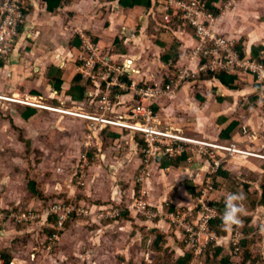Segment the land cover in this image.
I'll return each instance as SVG.
<instances>
[{"label": "crops", "instance_id": "obj_1", "mask_svg": "<svg viewBox=\"0 0 264 264\" xmlns=\"http://www.w3.org/2000/svg\"><path fill=\"white\" fill-rule=\"evenodd\" d=\"M26 2L23 13L24 22L19 27L16 43L11 48L8 60L0 64V95L7 98L12 97L11 99L54 107L76 106L77 104L73 103L72 91L75 78L81 75L77 70V62L82 34L90 35L114 59L122 63L127 62L132 65V69L137 70V72L140 71V73H136L137 75L134 74V77L138 78L135 81L136 84L141 85L146 84L147 80L151 84H153V81H160V75L155 73V71L153 79L152 77H146L143 73H149L152 64L155 68L159 64H161L160 67L162 68L168 65L161 57L162 53L167 50L171 51L172 46H176L179 51V56L175 59L177 61L176 66L180 68L189 64L190 52L196 45V37L192 30L185 26L171 30L161 24L165 17L164 5L166 1L161 2V0H158L156 2L157 6L155 5L151 9V7L144 5L128 7L124 4L125 0H66L60 6H56L57 1L55 0L51 1V6L55 8L54 10L49 8L50 4L46 0H26ZM216 18L217 30L220 28L223 36L233 39L237 46L242 48V53L245 56L251 55V52L254 53L252 49L258 50L260 56L261 53L264 55V0H239L234 8L232 7L226 12H220V16ZM150 28L155 30L158 36L157 39L154 38V42L151 39ZM162 42H165V44ZM148 47L158 57H152ZM160 70L163 69H159V72ZM239 77L243 78L242 80L246 78L248 81V83H244L242 89L238 88V86L226 85L215 74H211L191 80L177 92L159 96L153 102L149 100L141 101L133 89L125 91L122 95H124V99H127L128 104L131 103L132 105L135 102V107L139 104L144 107L152 105L155 111H158L157 115L159 117V122H154V126L160 124L164 130L179 133L177 128H184V124L190 121L191 127L193 126L198 132L192 131L194 134L183 132V136L218 139L220 134L217 135V133H221L222 129H226L228 122L233 120L236 122V127L231 132L232 139L229 141H235L239 144L244 142L246 144L245 147L248 148L257 143H259L258 146H263L261 139L252 143L247 141L246 136L239 133V128L244 124L250 129L259 130L261 128L264 130V109L262 108L264 105L263 99L260 98L263 91L262 86L253 76L238 75L237 78ZM133 79L131 75L130 80L132 81ZM143 79L147 80L142 81ZM82 81L83 86L90 82V80L86 81V78ZM234 81L235 83L233 84L235 86L238 79ZM93 88L89 91L91 98L96 92V89ZM91 93H93L92 96ZM0 103L12 105L13 113L15 114L16 110L19 120L28 121L38 114L48 115L47 119L49 121L43 124V132L38 134L41 137L40 140H51V136L44 131V128L53 130L59 125L55 122L57 114L21 104L5 101H0ZM88 103L90 104V102ZM156 106L157 108H155ZM29 107L34 109L35 113L30 119H25L23 115ZM173 116L184 121L179 126L176 125L175 131L167 126L173 124ZM215 130H217V133ZM118 131L122 133V129H118ZM128 137L132 141H130L132 149H128V144L124 150L118 149L117 146L122 142L121 138H118L116 143L110 138H107V141L106 139H100L97 148L101 151L99 156L105 157L107 160L117 158L118 166H126L127 169H124L123 172L126 171L127 175L140 170L144 157V150L140 147L141 134L134 132L131 135L128 134ZM79 144L81 145V143ZM116 152H119V155L115 156ZM58 154L61 155V152H58ZM73 155L72 149L65 153L66 159ZM159 157L161 158L159 162L162 167V173L157 171L153 163V159L155 158L156 160ZM153 159L148 166L147 177L150 181L148 190L150 198H152L151 201L160 204L164 203L166 198L169 199L172 192V177L175 176L174 174L177 172L175 170L178 168H173L171 165L165 168L166 157L164 159V157L158 155L153 157ZM171 168L174 171L168 170ZM109 170V176L106 175L103 180L96 177L94 179V184L96 185L92 186L101 189L107 184L113 185L114 191L118 185L125 188L127 186L126 183H118L119 177L115 169L110 168ZM93 171L96 172L97 169L90 168L89 170L92 181L95 175ZM117 171L121 172V169H117ZM59 172L58 176H61V174L65 173V170L61 168ZM72 174H74L72 178H75L77 171H72ZM62 177L68 176L64 174ZM122 180L129 183L130 195L132 196L134 194L133 191L137 190V183L133 179L129 180L128 178L125 179V177ZM198 181L197 178L196 183ZM72 183L75 185L74 181ZM88 183L91 182L89 181ZM66 186L61 183L56 184L53 191L54 194L58 196L61 194L66 196L70 194L69 197L74 196L73 192H77V186L75 185L76 187H74L72 184L68 186L69 188H66ZM77 190L81 191V188L78 187ZM90 194L97 196L92 192ZM116 195L114 194L112 200L118 204L127 202L126 200L130 199V196H122L123 194L120 197ZM31 196L32 198L35 197L33 194ZM123 221H104L103 223L102 221L85 219L71 221L68 223L63 235H61L63 238L58 242L59 244H57L53 254L52 259L59 257V260H52L51 264H94L96 260L98 262L103 261L102 258L104 257L98 252L102 249V243L97 242L103 234L101 232L102 228H111L112 230L113 226H120ZM166 224L167 227H170L167 221L161 222L164 227ZM0 225L1 227L6 226L7 222L0 223ZM21 229L16 228V231L19 232ZM31 234H34V232ZM35 235L38 238L39 235ZM19 238L14 241H18ZM21 244H24V246L19 248ZM91 247L92 250L90 249ZM79 248H83V251H78ZM22 249H26V242L18 244L14 249V253H16L13 255L14 257L12 256V260L16 264H23L21 261L23 255L20 254ZM96 254L99 255L97 256ZM30 258L31 260L25 263L32 264V261H34L36 264H42L37 261L38 259H36L35 255H31Z\"/></svg>", "mask_w": 264, "mask_h": 264}, {"label": "rangeland", "instance_id": "obj_2", "mask_svg": "<svg viewBox=\"0 0 264 264\" xmlns=\"http://www.w3.org/2000/svg\"><path fill=\"white\" fill-rule=\"evenodd\" d=\"M167 1L169 0H166V2ZM237 1L239 0H236V3ZM161 2L165 1L161 0ZM221 32L222 30L218 28L219 36L222 35ZM150 35L153 42L155 41L154 38H158L155 30L151 29ZM162 43L165 44V42ZM118 45L120 46V44ZM148 50L152 57L157 56L156 53L153 54L151 52L150 47H148ZM170 50L171 51L167 50L166 52L162 53V56H160L164 58L167 55H175V53L178 52L176 46H172V49ZM252 51L255 50L252 49ZM261 56L260 57L264 59V55H262V53ZM249 57L254 58V54H252L251 52V55H249ZM165 62L170 63L167 61ZM160 66L161 64H159L155 68L152 64L150 72H145L143 74L146 77H152L153 79L155 77V71V73H157L158 75L166 77V74L168 75V73L171 71L172 66L167 65L164 68ZM159 69H163L160 70L162 71L161 74L159 72ZM229 77L233 78L234 80L238 79L235 86L234 84H231L232 87L238 86V88L242 89L244 83H248L246 78L242 80L243 78H237V75L235 74H232ZM233 83H235V81H233ZM262 90L263 91L261 95L264 96V84L262 85ZM92 94L93 93H91V96ZM2 97L7 98L6 96ZM129 97L130 99H132L131 96ZM121 102L122 103L118 106L116 105V107L114 104V112L109 115L114 116L115 114H118L119 116H123L125 121H129L132 119V113L128 112L127 109L129 108L130 110L131 108L124 107H126L127 105L134 106V104L136 103L134 102L132 105L131 103L128 104L127 99H124L123 97ZM32 103L39 104L35 102ZM4 104L5 103H0V210L4 209L3 214H9V219H7L6 226L1 227L2 224L0 225V248H6L13 256L16 253H14L15 247L20 243L26 242V249H22L20 253L23 255L21 259L23 264H29L28 262H25L31 260V255H35L36 259H38L37 261L42 264H51L52 260H59V257H54V259H52L54 256L53 254L56 250L54 248V245L52 250L43 249V247L41 246V243H43V241L45 240V238L42 236V233L44 232V229L42 230V228H48L52 226L51 223L48 222V217L42 216V219H39L37 221L32 220L30 224H27L24 220L20 221L18 217L17 219L14 216H16V214L19 212L26 213L28 211L34 210L42 212L46 210L44 209V207H48L49 209L54 203L57 202L66 203L67 196L64 194H61L59 196L57 194H54V187H56V184L60 183L63 185H67L66 188H69L68 186L71 184L76 187L72 183L74 181V183L77 184L76 178H72V176L74 175L72 174V171H78V169H80L79 166L82 164H85L86 166L90 165L91 158L88 152H85V150L86 148H89L88 145L90 144V147L93 146L95 148H98L99 140L104 139L105 136L102 133L104 131L102 130L104 127H99V129L95 130L94 134L96 136L95 138H93L92 133L88 130V128L92 126V122L71 115L66 116L57 114V119L55 122L59 125L56 126V128H54L53 130L50 128H44V131H46V133L51 136V140L47 139L46 141H44L40 140L41 137L38 133L43 132V124L49 121L47 119L48 115L38 114L37 116H33L28 121L19 120L16 115V110L15 114L13 113V106ZM62 107L71 109L73 111H84L82 107L85 108V111H93L92 108H98V106H96L95 104L91 105L88 102L87 104L83 105H64ZM262 108L264 109V106ZM172 121L173 124H169L167 126H169L170 129L174 131L176 129V125L179 126L180 123L184 122L183 119L177 118L175 116H173ZM232 121L228 122V126ZM244 127L248 130V132H250V134H245V132L243 131ZM239 129H241L239 132L241 133L240 135L246 136L247 141H251L252 143H254L255 141H258V139H261L264 144L263 129L260 128L259 130H250V128H248V126H246L245 124L241 125ZM177 130L180 135H183V132L194 134V132L192 131H197L193 126L191 127L190 121L184 124V128H177ZM112 131L114 132V130ZM215 132L217 133V130H215ZM128 134L131 135L132 133L125 130L121 133L122 142L119 146H117L118 149L124 150L127 144L128 149L133 148L130 144L131 140L129 139ZM218 134L220 133H217V135ZM107 138L108 137H106V139ZM85 139L87 140V143H85L83 147V141ZM26 140H29L30 144L26 145ZM172 140L176 139H163L164 144L162 145V147L167 146V144H169L170 146L175 145V142H173ZM206 141L213 144H223L224 140L220 135L218 139L213 138L209 140L207 139ZM79 143H81V145ZM258 144L259 143L254 144L253 146H249L248 148L245 147L246 144L244 142H242L241 144L236 142L235 148L242 150L248 149V151H257L260 153H264V145L258 146ZM198 145L201 147H208V145L206 144L202 145L199 143ZM28 146L30 147V150H32L30 153H28L27 150ZM141 148L143 149L142 146ZM69 149H72L74 155L66 159L65 153ZM218 149L221 156L220 158L212 152H209V154L207 153L201 155L197 152L198 156L196 157V155H194L191 151H187L185 153H176L175 156H171L173 159H178L183 155H187V160L184 161L187 163H181L180 165H175L174 163L171 164L173 168H178L175 170L177 171L176 174H174L175 176L172 177V192L169 199L166 198L165 202L160 204L158 202L154 203L151 201L152 198H150L149 190L145 188V186L150 182L149 178L146 181V178L139 177V170H136L135 173H130L127 175L126 171L123 172L124 169H127L126 166H118L119 163L117 158L107 160L105 157H102L101 160L98 161V163L91 165V168L97 169L96 172L93 171L96 175L93 176L94 178L92 177L93 181L91 183H87L85 181V183L91 186L87 185L86 187H84V189H82V191L77 190L79 186L76 187L77 192H73L74 197H77L79 193L89 194L90 192H92L97 195H93V199H95V201L110 202L112 201L114 194H117V197H120L121 194H123L122 196H130V199H127V202L124 203L125 206L131 205V209L134 213L135 218L133 220L125 219L122 223H120V226H113L112 230L111 228H102L103 230L101 232L103 234L100 236L97 242L102 243V249L98 252L101 253V256L104 258H102L103 261L99 262L101 264H179V260L182 259L184 255H188L187 251L194 250V258L191 259L190 264H207L204 259H201V254L203 248L213 241L216 245L223 246L224 248L222 254L217 258L218 262L221 259L223 260L229 257L228 262L226 261V263L224 264H264V207L259 206L254 208L255 205H253L252 201V199H257V201L260 200V193L258 191L261 190V186L264 183V159L261 160L256 156L251 157V155L248 156L245 152L233 151L234 148L227 150L219 147ZM58 152H61V155L58 154ZM182 153L184 154L180 156ZM83 155H85V158L84 161L81 162ZM117 155H119V152H116L115 156ZM165 157L168 161V156ZM160 159V157L156 158V160L154 158L153 163L157 168V171L162 173V167L159 162ZM216 160L220 162V166H216V164L214 163L216 162ZM142 165L143 163L141 164V166ZM116 166L118 167L116 168ZM221 166H224V168L229 171L230 178L225 179L221 178L220 176L218 178L215 177V175L217 176L218 170ZM61 168L65 170L64 174H66V176L68 177H62L64 174L58 176L60 174L59 171L61 170ZM110 168L115 169L117 176L119 177L118 183H126L127 186L123 188L118 185V187H115V191L113 185L107 184L104 188L101 189L96 188V186H92L96 185L94 184V179H96V177H99L103 180L106 175L109 176L108 171H110ZM117 169H121V172L117 171ZM168 170L174 171L172 170V168ZM166 171L165 173L168 172ZM90 174L91 173L89 172V176ZM123 177H125V179L128 178L129 180L133 179L138 185L137 190L133 191L134 194L132 196L130 195L129 183L127 181H123ZM197 178L199 181L196 183ZM30 179H37L38 184H40L39 189H41V195L33 194L35 197L32 198L31 194L33 192H31L29 186ZM88 180L90 181V179H87V181ZM216 183L219 184V188L216 186ZM245 183L248 184L246 185L248 187L247 189L245 186H243V184ZM233 188H236L235 191H232ZM198 189L202 191L200 194L196 195L195 191ZM229 193L242 194L241 199L233 201V203H236L238 205L239 211L236 214L237 219L235 221H224L220 225V230L222 229L224 234L219 235L214 229H212L210 222L208 224L205 223V219H203V216L207 213V208H209L212 211L213 219L219 217L221 218L226 209V197ZM45 195L47 196L45 197ZM250 196H252V198ZM219 200L220 204L224 202L225 205L220 206L221 210L220 207L216 208V206L214 207L212 205L213 202ZM171 203L176 204L179 211L187 214V218L192 214L194 215V213L198 215L195 219L196 224L192 221H188V228H186L185 226H181L187 231V234L179 230V228L176 226L171 228V223L174 221V219L177 224L181 225V223L177 222L180 219L178 217H174L171 223L169 220L168 225L170 227H167V224L165 227L161 225V222H166L167 220L165 216H163L162 220L160 219L159 216L161 214V211L168 214L172 213V211L169 210ZM199 203L201 206L202 204L205 206H202L201 209L198 207ZM139 205L143 208L148 206L149 208L147 207V209L152 214H147L144 216V214L140 212ZM112 206L113 207L110 208V210L113 209L114 211L116 208L114 205ZM158 211L160 214L157 213ZM138 214L140 215L141 219H145L146 221L138 219ZM156 214H159V216L157 218H153L156 217ZM183 216L184 215H182L181 217ZM12 217L16 219L18 224H22V229L19 232L16 231V228H18V226L14 225L11 222L9 223V220ZM31 217L34 218V216ZM91 217V219L87 218L85 220L100 221L99 215H92ZM245 217H251V223L248 227H250L251 225V227L253 226L255 229V231H252L248 235H245L241 231L242 227H244V225L246 224L244 221ZM104 218H107V215ZM104 218H101L102 223L106 221ZM2 219L3 217L0 218V220ZM20 219H22V217H20ZM237 223H239V227L238 229H235V224ZM259 224H261V227L257 228ZM64 228L66 229V227ZM159 230L165 233L166 237H168L167 240H164V242H162L161 244L163 248L159 246L162 248L160 251L157 250L158 246L155 245V243L159 239ZM197 230L200 231L199 234L196 233ZM32 232H34V234H31ZM150 232L153 234H151ZM172 232H177V236H173V234L171 235ZM35 234H38L41 238L38 240ZM244 237H249L250 239H252V242L248 245V251L251 253L252 257L246 262H243L244 258L242 252L241 254L240 252H236L239 243ZM17 238H19L18 241H14ZM62 238L63 236L60 239L62 240ZM184 242L186 245L183 246ZM235 243H237V245H235ZM57 244L59 243H56L55 245ZM22 246H24V244H21L19 248H21ZM90 249L92 250V247ZM78 251L82 252L83 248H79ZM211 257L213 258V256ZM12 262L15 263L13 260ZM32 262V264H36V262ZM99 262L96 260V263L94 262V264H100ZM218 262L217 264H220V262ZM221 264H223V262Z\"/></svg>", "mask_w": 264, "mask_h": 264}, {"label": "built area", "instance_id": "obj_3", "mask_svg": "<svg viewBox=\"0 0 264 264\" xmlns=\"http://www.w3.org/2000/svg\"><path fill=\"white\" fill-rule=\"evenodd\" d=\"M236 3V0H226L223 4V11L231 9ZM26 0H0V64L6 62L10 57L11 48L15 45L17 37L19 35V27L24 22L23 13L26 7ZM165 9L168 12L166 20L168 23L174 22V17L176 22L180 23L187 22L196 30V35L198 38V43L190 52V62L187 66L178 68L176 72H169L163 82L154 81L153 84L147 82L146 84H136V82L128 83L124 80L125 76H133L136 74V70H132L129 65L126 63L114 59L109 55L106 50L97 43L90 35L82 34V42L79 49V57L77 62L78 73L83 75L84 78L92 80L96 86H102L105 88L104 98L96 105L97 109L89 111L83 109L79 111H73L67 108L52 107L45 104H34L28 101H20L16 99H8V101H14L21 104H28L36 106L42 109H49L55 112H61L63 114L73 115L85 120L92 122V128L97 130L101 124H113L121 125L126 128L140 129L146 127L142 125L143 122H159V117L155 112V109L152 107H144L142 104L133 106L131 109H128V112L132 113V119L125 121L123 116H119L120 119L116 120L112 118L109 114L114 112V104L112 103V98L115 94V91L118 88H121L123 91L133 89L134 93L137 94V97L143 100L154 101L159 96L169 95L174 93L176 90L181 88L184 84L191 80L198 79L202 76H207L211 74L226 73L230 75H251L255 77L256 81L263 85L264 84V63L256 61L249 56H242L239 50L236 47V42L234 40H229L222 35H218V30L216 28L217 18L209 13L206 9L205 4H201L196 0H169L166 2ZM171 11H174L175 15L171 14ZM3 98V97H2ZM261 98L264 101V96ZM140 120V121H138ZM136 121V122H135ZM146 131H152L154 133L167 135L166 133L159 132L157 129L152 127H146ZM244 131H248L244 127ZM178 138V136H175ZM180 138V137H179ZM197 144L208 145V147H197L194 148V152L200 154H209L212 152L217 155L218 148H224L227 150L233 149V151H238L235 146L231 144H216L206 141H195ZM172 155L176 153H181L185 151V147L178 142H175V145H171L168 149ZM206 152V153H205ZM256 156L264 157L263 154L251 153ZM216 166H220V162L216 160L214 162ZM86 167L85 164L81 166V169ZM84 173V170H83ZM201 202V201H200ZM144 205V204H143ZM145 206V205H144ZM202 206H205L202 204ZM202 206L198 205L202 209ZM148 207V206H147ZM147 207H142L139 205L140 212L145 215H150ZM149 208V207H148ZM44 211H28L26 213L19 212L14 217H18L20 221L24 220L27 224H30L32 220L42 219V216H51L58 215L59 221L55 225L57 230H63L66 222L70 218V214L74 210V206H67L65 203H56L53 204L49 209L44 207ZM209 211V212H208ZM32 213V214H31ZM121 213L120 208L108 210L107 212H102L99 214V219L105 220L114 219ZM159 213V211L157 212ZM140 214V213H139ZM160 214V213H159ZM159 214H156L157 218ZM163 213L161 212L159 217L165 216L166 218L173 221L174 217L180 218L177 222L173 221L177 226H185L188 228V221L190 217H195L196 214L190 215L187 218V214L184 213ZM142 215V214H141ZM184 215L183 217H181ZM0 216L3 219H9V214L0 213ZM31 216H34L32 218ZM88 213L85 217H88ZM0 217V218H1ZM22 217V219H20ZM17 218V219H18ZM32 218V219H31ZM16 221L15 218H11ZM205 223H209L213 220L212 211L207 208V213L203 216ZM17 222V221H16ZM187 222V223H185ZM18 223V222H17ZM22 223V222H19ZM212 232V231H211ZM197 234L200 231H196ZM210 235V231H209ZM61 235H54L51 238V242L47 245V250H52L53 244L56 241H60ZM237 245V243H235ZM0 264H16L13 262L7 263L5 259L0 256Z\"/></svg>", "mask_w": 264, "mask_h": 264}, {"label": "trees", "instance_id": "obj_4", "mask_svg": "<svg viewBox=\"0 0 264 264\" xmlns=\"http://www.w3.org/2000/svg\"><path fill=\"white\" fill-rule=\"evenodd\" d=\"M49 2V8L51 10H54L55 8L51 6V1H55V0H46ZM56 6H60L62 5L64 2H66V0H56ZM158 1V0H157ZM155 0H125L124 4H126V6L128 7H131V6H136V5H144V6H147V7H152L156 5V2ZM166 1V0H165ZM198 2H200L201 4H205L206 6V9L209 13L211 14H214L216 16H220V7L218 6V4L220 5H223L224 2L226 0H197ZM158 4V3H157ZM157 6V5H156ZM180 23V21L178 22ZM176 22V29L180 26V24H178ZM173 25H175L174 23L172 24H166V28H170V29H173ZM237 49L241 52V55L243 56L244 54L242 53L243 50L241 47H237ZM179 52V51H178ZM177 52V55H167L163 58L164 61H167V62H170L171 64H175L177 61L175 60L176 57L179 56V53ZM254 60L256 61H260L262 63H264V59L263 58H260L259 56V51L255 50L254 53ZM215 76L219 77L221 80L224 81V83L226 85H229L231 86V84H233V81L234 79L233 78H230L228 74L226 73H218V74H215ZM84 77L83 75H79L75 78V81H74V86H73V91H72V94H73V103L74 104H87V102H90L91 105H97L100 100H102L104 98V92L105 91V88H102V86H99L98 85L96 86V84L90 80V82L87 83L86 86H83V80ZM125 81H129V82H135L136 80H138V78H134L132 81L130 80V76L126 75L125 78H124ZM87 81V79H86ZM95 88L96 89V92H94V96L91 98L89 95H90V90L91 88ZM93 88V89H94ZM125 91H123L121 88H118L116 91H115V94L112 98V103L115 104V107L116 105L118 106L119 104H121V100H122V97L124 95ZM89 100V101H88ZM124 106V105H123ZM130 107V106H128ZM124 108H127L124 107ZM131 108V107H130ZM157 108V106L155 107ZM129 109V108H128ZM127 109V111H128ZM92 110H95L92 108ZM116 112V111H115ZM35 111L34 109H31L30 107L28 108L27 112L24 113L23 117L25 119H30L33 115H34ZM117 113V112H116ZM236 125V122L235 121H232L229 126L222 130L220 135L222 136V139L226 142H231L229 141L230 139H232V134L231 132L234 130V127ZM92 127L88 128V130L91 132L92 131ZM241 130V129H240ZM124 130H122L123 132ZM104 136V139H106V137L108 138H114L112 139V141L114 143H116L117 139L118 138H121V132L118 131V129L114 128V132L112 131V127L111 126H105V130L104 132H102ZM107 135V136H106ZM131 137V136H129ZM107 141V139H106ZM119 141V140H118ZM30 144V141L29 140H26V145ZM140 145L143 147V155L146 154L147 152V149H148V144L144 141V142H141L140 141ZM140 146V147H141ZM84 147V146H83ZM142 149V148H141ZM28 150V153H30L32 150H30V147L28 146L27 148ZM85 152H88L90 158H91V163L90 165L86 166L84 169H78L77 171V174L75 176L76 178V182L77 184L75 183V185L79 188H81V191L82 189H84V187L87 186V179H90V182H92V179H91V174L89 176V170H90V166L95 164V163H98L99 160H101L102 156H99L98 154H100V150L95 148V147H90V148H86ZM182 156V155H181ZM217 156H219V158L221 157L220 156V152L219 150H217ZM169 160L166 161L164 164H165V168L166 167H169L171 164H175V165H180L181 163H187V162H184L187 160V155H183L182 157L178 158V159H173V158H168ZM83 170H84V173H83ZM221 177V178H230V173L227 169L224 168V166H221L220 169L218 170V174L217 176L215 175V177ZM85 181L87 183H85ZM81 183V184H80ZM40 184H38V181L37 179H30V189H31V192H33L32 194H39L41 195V189ZM246 185L248 184H243V186L246 187V189L248 188ZM216 186L219 188V184L216 183ZM236 188H233L232 191H235ZM199 190V189H198ZM196 190L195 191V194L198 195L201 193V191L199 190ZM260 194V200L257 201V199L253 200V205L254 208L256 207H264V183L262 184L261 186V190L258 191ZM252 198V196H250ZM249 197V198H250ZM93 195L92 194H84V193H79L77 197H69L67 196L66 197V203L65 205L67 206H70V205H73L74 206V210L73 212L70 214V218L69 220L66 222L65 224V227H67L68 223H70L71 221H75V220H79V219H91L92 215H99L100 213L102 212H107L108 210H110V208H112L114 205L115 208H120L121 209V213L114 219H108L106 221H109V222H115V221H118V220H133L135 219L134 218V213L131 209V206H128L124 203H120L118 204L117 202H115L114 200L110 201V202H101V201H95V199H93ZM58 203V202H57ZM56 204V203H54ZM212 205L216 208H219L220 206H223L224 205V202L220 204V200L219 201H216V202H213ZM257 205V206H256ZM225 206V205H224ZM178 206H176V204H173V207H172V210H175V211H179L178 209ZM220 210H221V207H220ZM0 212H4V209H1ZM88 213V217H85V215ZM139 218L138 219H141L140 215L138 214ZM48 217V222L51 223L52 226L48 227V228H44V232L42 233L43 237L45 238V240L43 241V243H41V246L43 247V249H46L47 245L51 242V238H53L54 235H63L64 231H65V228L63 230H57L55 228V225L58 223L59 221V217L58 215H51V216H47ZM143 221H146L145 219H141ZM244 221H245V225L244 227H242L241 231L246 235H248L249 233H251L252 231H255L254 227L249 224L251 223V217L249 218H244ZM7 222L6 219H2L0 220V223H5ZM13 223L14 225L18 226V229L21 228L22 224H18L15 220H9V223ZM193 223L196 224V221H192ZM224 221L222 220V218H216V219H213L210 223L212 229H214L219 235H223V230L221 229L220 230V225L223 223ZM239 223L235 224V229H238V226ZM261 227V224L258 225L257 228ZM161 228V227H160ZM151 233V232H150ZM153 234V233H151ZM158 234H159V239L157 240V242L155 243L156 246H158L157 250L160 251L163 247H162V242H164V240H167L168 237H166V234L163 233L162 231H158ZM173 234V236H177V232H172L171 235ZM41 237L38 236V240L40 239ZM60 241H56L54 242V248L57 247V245H55L56 243H58ZM252 242V239H250L249 237H244L242 238L241 242L239 243L238 245V248L236 249L237 253L242 252V255H243V258H244V261L243 262H246L248 259H250L252 257L251 253L248 251V245ZM39 243V242H37ZM186 245L185 242L183 243V246ZM161 246V247H159ZM223 246H219V245H216L215 242H211L209 243L208 245H206L204 248H203V251H202V254H201V259H204L206 261L207 264H217L218 260L217 258L219 257V255L222 254L223 252ZM188 255H184V257L182 259L179 260V264H190L191 263V259L194 258V250H189L187 251ZM0 256L5 259V261L7 263L9 262H12V255L11 253L3 248V249H0ZM213 256V258L211 257ZM213 259V260H212ZM216 259V260H215ZM229 260V257L225 258V259H221L219 262L220 264L223 262L226 263V261L228 262ZM218 262V263H219Z\"/></svg>", "mask_w": 264, "mask_h": 264}, {"label": "clouds", "instance_id": "obj_5", "mask_svg": "<svg viewBox=\"0 0 264 264\" xmlns=\"http://www.w3.org/2000/svg\"><path fill=\"white\" fill-rule=\"evenodd\" d=\"M190 1V0H189ZM197 1V0H196ZM203 4V3H202ZM165 5H166V3H165ZM164 5V6H165ZM218 6L220 7V11L221 12H225V11H223V5H220V4H218ZM235 6V5H234ZM233 6V7H234ZM164 14H165V17H164V20H163V22H161V24L164 26V27H167L166 26V24L168 23L167 22V20H166V16L168 15V12H167V10L165 9L164 10ZM171 14H173V16L175 15V13H174V11H171ZM214 15V14H213ZM215 17H218V16H216V15H214ZM175 18H177V16H175L174 17V24L175 25H173V29H171V30H175L176 29V27H177V25H176V20H175ZM168 24H172V23H168ZM178 24H180V26H185V27H187L188 29H190V30H192L193 31V33H194V36L196 37V44L198 43V38H197V35H196V30H195V28L194 27H192L189 23H187V22H182V23H178ZM179 26V27H180ZM170 29V28H169ZM226 38V37H225ZM228 39V38H227ZM229 40H231V39H229ZM233 40V39H232ZM236 45V47H238L237 46V43L235 44ZM196 46V45H195ZM193 49V48H192ZM240 52V51H239ZM241 53V52H240ZM243 56H245V55H243ZM127 64V65H129L130 66V68L132 69V65L131 64H128L127 62H124L123 64ZM168 64V66L170 65V66H172V68H171V71L174 73V72H176L177 70H178V68H177V66H176V64H177V62L175 63V64H171V63H167ZM132 70H135V69H132ZM170 71V72H171ZM135 73H140V71H138L137 72V70H136V72ZM162 73V71H160V74ZM137 75V74H136ZM167 75V74H166ZM133 78H135L134 77V74H133V76H132ZM165 78H164V76H160L159 77V82H163V80H164ZM154 82V81H153ZM261 85V84H260ZM262 86V85H261ZM183 87V86H182ZM181 88H179L178 90H180ZM178 90H176V92L178 91ZM8 99H11V98H8ZM16 100H18V99H16ZM0 101H5V102H9V103H13V104H21V103H17V102H14V101H8L5 97H3L2 98V96H0ZM20 101H22V100H20ZM28 102H30V101H28ZM30 103H32V102H30ZM40 104V103H39ZM21 105H25V106H30V107H33V108H38V109H42V108H39V107H36V106H32V105H28V104H21ZM46 105V104H45ZM82 105V104H81ZM49 106V105H48ZM52 107H54V106H52ZM59 108H64V107H59ZM68 109V108H67ZM82 109H85L84 107H82ZM43 110H47V111H50V112H52V113H56V114H60V115H66V116H70V115H68V114H63V113H61V112H55V111H51V110H49V109H43ZM156 113H158V111H155ZM71 116H73V115H71ZM112 118H114V119H116V120H119L120 119V117H119V115L118 114H115L114 116H112V115H110ZM75 117H77V116H75ZM78 118H80V117H78ZM81 119H83V118H81ZM91 122V121H90ZM136 122V121H135ZM140 122H143L142 123V125H145L146 127H152V128H154V129H157L159 132H162V133H166L167 135H162V134H158V133H154V132H152L151 130L150 131H146L145 129H146V127H144V128H140V129H134V128H126V127H124V126H121V125H113V124H101L99 127H104L102 130H105V126H111L112 127V130H114V128H116V129H122V130H125V131H128V132H131V133H138V134H141V136H142V139H141V142H146L147 144H148V149H147V152H146V154L145 155H143L144 157H143V165L141 166V168H140V170H139V177H143V178H146V181H147V179H148V177H147V173H148V166L151 164V160L153 159V157H155V156H162V157H164L165 158V156H168V158H172L171 156H175V155H172L171 154V152L168 150L169 149V147H170V145L169 144H167V146H163L162 147V145L164 144V141H163V139H169V138H175L176 140H172L173 142H178L179 144H181V145H183L184 147H185V151H184V153L185 152H193V154L194 155H196V157L198 156V153L197 152H194L193 151V149L194 148H197V147H200L195 141H197V140H199V141H206L207 140V138H205V139H200V138H196V137H192L191 138V136L190 137H186V136H183V135H180L179 133H176V132H171V131H169V130H164V129H162L160 126V124H156V126H154L155 124H154V122H145V121H140ZM155 123H157V122H155ZM157 125H158V127H157ZM99 129V128H98ZM251 130V129H250ZM243 131H244V128H243ZM104 132V131H103ZM245 132V134H250V132H248V131H244ZM91 133H92V136H93V138H95V130L94 129H92V131H91ZM170 133H172V134H174V135H172V134H170ZM175 136H178V138L177 137H175ZM161 137V138H160ZM180 137V138H179ZM247 138V137H246ZM209 140V139H208ZM87 140L85 139L84 141H83V146L85 145V143H87L86 142ZM207 142V141H206ZM233 144L235 147H236V142L235 141H231L230 143L229 142H226V141H223V144ZM90 146H91V144L90 145H88V147L90 148ZM187 146V147H186ZM188 148H190V149H188ZM236 152H245L248 156H250L251 155V157H253V156H256L255 154H251V153H259V154H263L264 155V153H260V152H254V151H248V149L247 150H242V149H238V151H236ZM184 153H182L181 155H183ZM180 155V156H181ZM201 155V154H200ZM150 157V158H149ZM256 157H258L259 159H264V157H260V156H256ZM84 158H85V155H83V157H82V160H81V162H83L84 161ZM150 162V163H149ZM83 165V164H82ZM82 165H80L79 166V168L81 169V166ZM139 182V181H138ZM141 184V183H140ZM145 188H147V189H149V183L145 186ZM242 198V194H236V193H229L228 195H227V197H226V209H225V211H224V213H223V215H222V220L223 221H225V222H233V221H235L236 219H237V212L239 211V207H238V205L236 204V203H233V201H236V200H238V199H241ZM173 204L174 203H171L170 204V209L169 210H171L172 212H174V213H182L181 211H175V210H172V207H173ZM132 208V207H131ZM162 212V211H161ZM193 212V211H192ZM198 215H196L195 217H190L189 219H191L192 221H195V219H196V217H197ZM160 219L162 220L163 219V216L162 217H160ZM169 220L170 219H168L167 218V223L169 222ZM172 221L170 220V223H171ZM174 226H176V227H178L179 228V230H181L182 232H184L185 234H187V231L185 230V229H183L182 227H179V226H177L176 224H174L173 222L171 223V227L173 228Z\"/></svg>", "mask_w": 264, "mask_h": 264}, {"label": "bare ground", "instance_id": "obj_6", "mask_svg": "<svg viewBox=\"0 0 264 264\" xmlns=\"http://www.w3.org/2000/svg\"><path fill=\"white\" fill-rule=\"evenodd\" d=\"M37 101V100H36ZM172 132V131H171Z\"/></svg>", "mask_w": 264, "mask_h": 264}]
</instances>
